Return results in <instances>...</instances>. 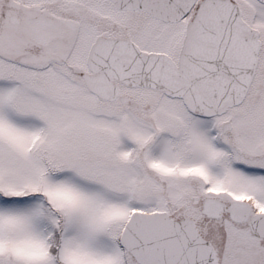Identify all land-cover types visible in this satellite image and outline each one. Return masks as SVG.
<instances>
[{
  "label": "snow or ice",
  "instance_id": "obj_1",
  "mask_svg": "<svg viewBox=\"0 0 264 264\" xmlns=\"http://www.w3.org/2000/svg\"><path fill=\"white\" fill-rule=\"evenodd\" d=\"M0 264H264V0H0Z\"/></svg>",
  "mask_w": 264,
  "mask_h": 264
}]
</instances>
